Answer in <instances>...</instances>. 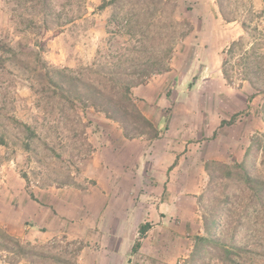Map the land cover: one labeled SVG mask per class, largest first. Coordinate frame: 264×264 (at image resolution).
<instances>
[{"label":"rangeland","instance_id":"1","mask_svg":"<svg viewBox=\"0 0 264 264\" xmlns=\"http://www.w3.org/2000/svg\"><path fill=\"white\" fill-rule=\"evenodd\" d=\"M139 1L117 0L100 9L103 0H0V136L7 141L0 145V211L14 225L0 223L11 234L17 236L19 188L50 194L60 188L83 190L95 184L94 158L100 138L122 126L90 103L86 106L81 102L83 84L77 81L79 87H71L69 76L85 73L84 80L95 76L90 71L95 62L121 60L129 70L133 62H145L152 54L145 50L148 43L145 45L139 31L135 36L129 33L134 26L130 18L144 24L153 21L155 25L145 27L155 31L163 30L161 26L174 18L193 24L191 33L176 42L171 70L163 73L154 96H148L145 88L150 82L155 85L159 75L133 88L144 114V96L153 103L159 94L166 99L171 93L179 103L180 127L187 141H212L219 134L224 138L223 146L213 152L225 154L226 159L207 161L243 162L264 175L262 148L256 144L246 154L254 137L264 139V91L241 81L242 68L231 69L233 83L227 82L222 72L223 51L243 38V48L229 56L231 65L246 52L251 56L256 51L262 57L259 72L264 80V0H220L230 21L224 18L219 0H170L156 17L146 9L145 0ZM162 39L157 36L153 41L157 48L165 44ZM174 77L176 83H172ZM170 110L166 108L164 114ZM201 161L196 155L194 171L203 166ZM205 166L206 162L203 171L181 176L180 207H175L180 213L172 215L174 209L167 204L162 222L151 217V221L146 220L151 228L137 252L132 248L140 237V225L146 223L138 220L132 224L135 238L132 230L116 257L95 254V245L83 240L68 246V256L83 246L88 250L87 264H264V214L250 208L245 216L243 212L252 200L250 193L242 190L244 185L225 178L227 169L219 164H211L212 176ZM158 181L152 183L154 187L145 199L152 209L163 196L155 187ZM28 226L24 223L20 227ZM211 234L242 246L231 255L234 263L221 259L220 247L199 241V237ZM65 235L76 240L59 231L31 242L63 253ZM82 249L77 255L79 264ZM13 262L17 264V256L0 251V264Z\"/></svg>","mask_w":264,"mask_h":264},{"label":"crops","instance_id":"2","mask_svg":"<svg viewBox=\"0 0 264 264\" xmlns=\"http://www.w3.org/2000/svg\"><path fill=\"white\" fill-rule=\"evenodd\" d=\"M162 75L155 80V85L153 82L147 84L145 92L148 96L159 89L160 86L156 87V84ZM176 80L174 77L172 83H176ZM170 81L165 84V90ZM177 89L180 92L179 87ZM148 96H144L147 112L145 114L160 131L159 136L153 140L145 136L128 138L124 135L123 128L109 131V135L100 138L95 152L96 173L92 188H60L50 194H39L36 190L19 188L15 212L17 237L36 242L48 234L62 231L80 242L83 240L85 243L94 244L95 254L99 256L108 254L116 257L119 246L129 239L132 230L135 238L133 222L138 220L142 223L152 219L162 222L160 218L164 219L167 204L174 209L171 211L172 215L180 213L175 207H180L179 199L183 186L181 176L194 175L201 169L203 171L204 164L209 159H226L225 154L213 152L215 147L223 146L224 138L219 134L220 136L212 138V141L190 143L185 138L188 137L186 132L180 127L179 103L176 99L171 95L173 101L170 103L168 95L165 99L159 94V99L153 100L152 103ZM166 108L171 109L167 116L164 114ZM206 130L205 136L208 137ZM196 155L201 158L203 166L194 171L193 161ZM158 178L159 184L155 187L159 191L162 190L163 196L160 204V201L155 200V209H152L145 199L150 196L149 192L154 187L152 183ZM0 221L14 225L1 211ZM24 223L29 224V229L20 227ZM87 251L83 247L80 264H87ZM17 264L31 263L23 259Z\"/></svg>","mask_w":264,"mask_h":264},{"label":"trees","instance_id":"3","mask_svg":"<svg viewBox=\"0 0 264 264\" xmlns=\"http://www.w3.org/2000/svg\"><path fill=\"white\" fill-rule=\"evenodd\" d=\"M145 1V3H147L146 9L148 12L151 10L153 11L151 14L152 17H156L159 14L162 15L166 5H168L170 2V0ZM116 2L117 0H103L99 8L105 9L109 5H113ZM219 6L224 18L230 21L224 10L223 3L220 2V0ZM174 19H172V21L169 23L165 22L161 26L163 29L161 31H155L150 29V27H145L155 25L153 21H150L148 24H144L139 20H134L133 18L128 19L130 20V23L134 24V26H130L131 28L129 33H132L131 36L137 35V31H139L144 38L143 42H145V45L148 43L145 46V50L152 54L145 62H141L139 64H135L133 62V64L130 66L131 70L124 66L123 61L121 60L118 62H95V65L90 67V71H94L96 73L95 76H87L86 80L82 78V76H85V73L80 74L79 76H69V84L71 87L73 86L77 88L79 87V84H83V91L80 97L81 102H83L86 106L87 103H90L99 111L105 113L108 118L118 121L123 128L124 135L128 138L147 136L150 140H153L160 134V131L157 129L153 121L144 114L142 108L138 104V100L133 95V88L135 86L147 83L155 75H160L171 70V60L174 55L176 42L178 39L183 40L187 35H189V33H191L193 29V24L190 20ZM170 26H172L173 29H171ZM150 33H153L151 37ZM157 36L162 37V40L165 41V44L159 48L155 46ZM2 48L3 41L0 39V49ZM242 48L243 38H240L236 41H233L229 48L223 51L224 55L226 56L222 63V72L224 78L227 82L233 83L235 80L231 73V69L237 66V69L242 68L243 71L241 73L244 77L241 78V81L250 82L253 87L259 90V92L262 90L264 91V80H262L261 74L259 72L262 69L260 64L262 57L258 56L256 51H253V55L251 56L248 54V52H246L243 56H241L239 61L235 62L234 65H231L232 60L229 58V56H234L235 53ZM77 81L80 83L78 84ZM55 85L57 86L58 84L55 83ZM59 86L62 88V85ZM167 95L169 98L171 97L170 93ZM225 122L226 121L223 120L222 124ZM26 129L31 132V135L34 133L31 131L30 126H26ZM6 144L7 141L4 136H0V145ZM256 144L262 148L264 155V139L254 137L252 139V144H250L247 149V156L250 154L253 146ZM262 163L264 165V160ZM211 164H219L226 168L227 171L226 174H224V177L229 180L232 179L236 181L239 186L240 184L244 185V187L242 186V190H244V192L248 191L250 193L252 201L246 206L243 212L245 216H248L250 208L258 209L264 214L263 174H258L257 171H255V168L250 169L246 163L243 162H235L234 164H230L213 160L206 161L205 166L206 171L209 172L211 176ZM226 197L229 199V196ZM214 223L215 222L213 221L211 224L213 225ZM150 228L151 224L149 222L140 225V237L133 245V252H137L141 248L142 239L146 236ZM212 234L211 237H199V241L215 244L217 247H220L223 252L221 259L232 262L233 260L231 257L233 256V251L242 249V246L235 243L228 244L224 240L217 239ZM62 238L67 241L66 247H64V252L54 253L52 252L53 249H47V244L22 241L19 237L6 230L0 223V251H5L17 256V262L25 259L31 264H51L50 261L52 260L58 264H79L77 255L83 246L77 247L70 257L68 256V246L77 243L81 244L82 242L70 240L66 235ZM53 247L57 248L58 246L54 245ZM234 262L235 261H233V263ZM234 264L240 263L235 262Z\"/></svg>","mask_w":264,"mask_h":264}]
</instances>
